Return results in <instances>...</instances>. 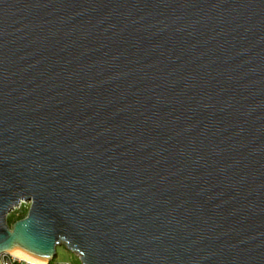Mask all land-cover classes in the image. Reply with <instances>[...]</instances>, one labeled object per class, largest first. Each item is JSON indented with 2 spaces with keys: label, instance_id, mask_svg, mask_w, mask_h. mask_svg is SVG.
Wrapping results in <instances>:
<instances>
[{
  "label": "water",
  "instance_id": "95a60500",
  "mask_svg": "<svg viewBox=\"0 0 264 264\" xmlns=\"http://www.w3.org/2000/svg\"><path fill=\"white\" fill-rule=\"evenodd\" d=\"M59 244L264 264V0H0V254Z\"/></svg>",
  "mask_w": 264,
  "mask_h": 264
},
{
  "label": "rangeland",
  "instance_id": "374dc122",
  "mask_svg": "<svg viewBox=\"0 0 264 264\" xmlns=\"http://www.w3.org/2000/svg\"><path fill=\"white\" fill-rule=\"evenodd\" d=\"M19 206L25 207L27 209L28 203L27 202H21ZM14 210L15 209L10 211L9 213L13 212ZM13 257L18 261H24V260L19 259L15 256H13ZM77 261H79V260H78L77 256L75 255V253H73L72 251L67 249L64 245L59 244V245L55 246V255L51 260L52 264H63L64 262H68L69 264H74Z\"/></svg>",
  "mask_w": 264,
  "mask_h": 264
},
{
  "label": "trees",
  "instance_id": "16d2710c",
  "mask_svg": "<svg viewBox=\"0 0 264 264\" xmlns=\"http://www.w3.org/2000/svg\"><path fill=\"white\" fill-rule=\"evenodd\" d=\"M26 211H27V209L25 207H20L19 206V207L15 208V210L13 212H11V213L6 215V223H7V225L10 227L14 221L23 218L25 216V214H26ZM51 260L52 259L47 261L45 264H52ZM22 263H24V262L23 261L20 262V263L15 262V264H22ZM25 264H28V263H25ZM67 264H69V263L67 262ZM74 264H80V262L77 261Z\"/></svg>",
  "mask_w": 264,
  "mask_h": 264
},
{
  "label": "built area",
  "instance_id": "2783aa9c",
  "mask_svg": "<svg viewBox=\"0 0 264 264\" xmlns=\"http://www.w3.org/2000/svg\"><path fill=\"white\" fill-rule=\"evenodd\" d=\"M15 262L20 263L22 261L16 260L12 255L9 253L0 254V264H15ZM24 262V261H23ZM22 264H25L22 263ZM63 264H67V262H64Z\"/></svg>",
  "mask_w": 264,
  "mask_h": 264
},
{
  "label": "bare ground",
  "instance_id": "6f19581e",
  "mask_svg": "<svg viewBox=\"0 0 264 264\" xmlns=\"http://www.w3.org/2000/svg\"><path fill=\"white\" fill-rule=\"evenodd\" d=\"M8 253L13 255V256H15V257H17V258H19V259H22V260H24L25 262H28V263H32V264H45L46 263V262H44V263H36V262H34L32 260H29V259H27V258H25V257H23V256H21V255H19L17 253H13V252H8Z\"/></svg>",
  "mask_w": 264,
  "mask_h": 264
}]
</instances>
